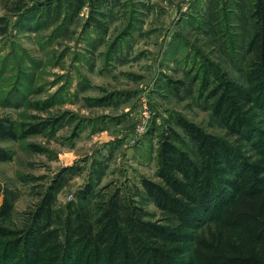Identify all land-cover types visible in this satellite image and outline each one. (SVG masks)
Instances as JSON below:
<instances>
[{"label":"rangeland","instance_id":"obj_1","mask_svg":"<svg viewBox=\"0 0 264 264\" xmlns=\"http://www.w3.org/2000/svg\"><path fill=\"white\" fill-rule=\"evenodd\" d=\"M256 0H0V187L19 227L56 180V209L91 187L119 188L164 218L141 179L157 181L159 136L178 119L228 138L212 119L220 79L245 85ZM229 139V138H228ZM230 140V139H229ZM250 154V152H248Z\"/></svg>","mask_w":264,"mask_h":264},{"label":"trees","instance_id":"obj_2","mask_svg":"<svg viewBox=\"0 0 264 264\" xmlns=\"http://www.w3.org/2000/svg\"><path fill=\"white\" fill-rule=\"evenodd\" d=\"M252 17L245 85L220 79L209 92L212 119L230 140L184 119L181 134L159 136L157 181L139 184L163 219L147 220L119 188L93 202L87 187L58 210L56 180L21 226L8 227L13 205L0 187V264H264V0ZM40 132L0 124L4 140ZM11 159L0 151V162Z\"/></svg>","mask_w":264,"mask_h":264}]
</instances>
